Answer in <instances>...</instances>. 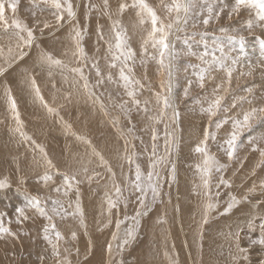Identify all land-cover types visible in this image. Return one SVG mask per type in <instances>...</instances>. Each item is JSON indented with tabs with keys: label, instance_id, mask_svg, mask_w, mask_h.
I'll use <instances>...</instances> for the list:
<instances>
[{
	"label": "rangeland",
	"instance_id": "374dc122",
	"mask_svg": "<svg viewBox=\"0 0 264 264\" xmlns=\"http://www.w3.org/2000/svg\"><path fill=\"white\" fill-rule=\"evenodd\" d=\"M0 1L4 4L7 0ZM10 1L11 3H13V0ZM75 1L76 0H70L72 5L74 6L73 11L75 13H77L78 11V16H80V14L81 16L77 17L78 23L70 25L72 27L70 33L71 38L69 43L70 49H68L67 51L70 56H68L67 52L59 49V47L56 48V46V49L52 47V50L49 48L48 50L46 46L41 45V41L39 40L40 38H42V33L48 32L47 29H51L54 26H58V21L59 25L62 22H65L64 19H59L58 17L62 15V17L64 18L66 15H68L65 5H67V2H69V0H61V3L64 5V8L60 10L53 8L50 4L42 3V0H16L15 13H13L12 11V6L4 4L5 11L8 9V11L12 12V20L19 19L22 23L27 22L29 23V28L33 29L35 37L33 42H36V48H39L36 49V57L39 61V67H41L42 65V69H40L39 67L37 68V73L40 76L42 75V77H39V79L43 80L41 83L38 84L40 92L42 94L43 90L41 89H44L43 85L48 84L49 82L48 85H50V89H52V92L49 93V89L45 88V93L47 94L46 97L50 99V102L53 106H51V104L47 101L49 104L48 106L55 108L57 111L55 113H49L47 111V108H44V112H39L40 114L43 113L41 115L39 114V118L41 116V120H45L46 123L48 122L47 125L49 124V127L48 131L44 130L45 132L43 134L34 136L31 130V124H28L30 117L26 115L25 111L23 113L21 108L18 109V111L21 109V112L19 111V115L20 120L23 122V128L21 127V131H23L25 134L28 133V135H26L30 136L31 140L25 141V139L22 137L23 144L25 147L23 146V149L17 148V150H22L24 155L19 152H16L15 154L18 156H15V158L17 157L16 159L9 158L10 166L7 168L9 169L7 172L8 174H6V176L0 175V177H3L2 179L7 180V183L9 185L8 187L3 188L2 191L7 192V189L10 190L9 193L7 192L6 194L0 196V214H6L5 225L10 226L12 231L16 233V238L12 236H5L3 239H0V261L3 260L1 257H6L15 259L14 262L16 264H58V260L66 262L65 264H67L69 261L70 264H76V262H80V264L86 263V261L91 259V254H89L88 252L93 243H90L91 246H88V240L86 241L88 237H83L86 235L85 233L89 231L88 229L85 231L86 226H84L85 224L83 223L84 219L86 217L88 219L90 214L85 205L89 202L94 201L99 208L103 209L102 211L101 209H99L101 211L99 221L102 222V227L95 229L92 234H98L99 236L100 242H96L98 243V245H100L99 249H101V254L103 253L104 257L106 252L108 254H106V260L105 258H103L104 260L102 264H127L128 257H130L132 252L134 253L135 250H139V248L144 249L146 246L149 248L147 250L149 251V257H152V255L154 257V255H156L155 257L161 261L168 258L169 261L172 263V261L175 260L174 257L176 256V254H172L171 251L174 250H171L172 246L169 243V240H165V235L163 234L164 231H162V227L165 224V220L170 221V223H173L175 220V212L177 211V205L175 204V195L177 193L178 181H181V184L184 183L185 185V192L181 193L183 194L182 199H184L181 200L183 201V205L186 204L190 207L193 205V208L197 210V213H201V217L202 215L204 216V205L208 200V197L205 195V189L203 188L200 172L196 167L198 164H203V156L202 154L197 153L195 151L197 145H199L203 139L205 130L208 129L209 117L206 113L201 112L202 107H207L206 97H211L212 90L218 83L224 82L225 87L228 88V91L226 93L222 92L221 94L225 96V99L222 102L223 107L229 108V111H221L220 113H218L217 117L212 118L213 121L221 118H239V115L242 114L243 111L250 110L252 107L264 106V43H262L264 42V21H260L258 19V17L256 16V9H242L239 14H232L231 17H229V9L234 3V0H193L192 8L190 9L189 13L186 16L182 14L181 21L179 23H174L173 30L170 32V35L168 37L170 47L175 53L174 57L171 59L170 62L167 57L165 58V63L170 64L171 79L169 80V69L162 68L158 63V49L153 48L151 42H149L146 46L143 43L144 40L147 38V31L150 30L151 24L150 21L143 25L139 23L140 18L136 14L138 9L131 7L133 0H119L120 3L116 2L117 8L114 7L115 4L113 0H108V7L104 6V0H83V9L81 8V11L78 10L77 4H74ZM85 2L87 4H85ZM146 2L157 11V14L161 17L165 24L174 21L175 13H172L171 16H169L168 12L166 11V8L164 7V5L170 4L172 0H146ZM122 3L128 4L129 7L126 8L123 13H120L119 5ZM21 4L23 5L19 8H22L24 11H27L26 13H28L29 16H25L19 13L20 9L18 8V6H21ZM37 5L43 6L45 9L42 10V8L38 7ZM89 5H92L94 8L89 7ZM224 5H228V7L224 8L223 13L220 14L218 20L215 19L216 12H218L220 8L224 7ZM31 6L35 8H32ZM209 6L213 7L214 18L209 22L208 25H204L203 20L208 18L207 9ZM45 16L50 18V20L45 21ZM128 20H132V24L127 22ZM185 20L187 21L186 23L184 22ZM9 21L11 22V20ZM116 21H119V27L125 30L127 45L135 53L132 59L127 61V67L132 68V72L128 73L127 67L125 68V72L126 74H129L134 80H138L140 82V85H143V87L137 85L135 88L137 93L136 99H139L141 101L139 106L132 102V98L127 95V89L123 87V81L119 79V68L121 66V62L115 61V63L117 64L116 68L109 67L110 63L113 62L112 55L116 50L113 48V52H109L108 43L110 42L113 45L115 43L114 30L112 28V25ZM249 21L252 22L251 29L248 28ZM49 22L51 23L48 24ZM45 24H48L49 26L45 27ZM79 27V31H81L83 34V38L80 43L81 46L85 49L87 56L86 60H83L79 57L76 42L74 39L75 32L78 30ZM12 28L15 29L14 26ZM221 29H227V31H221ZM17 31L19 30L15 29V32ZM100 32H102L104 35L103 39H101L98 34ZM51 33L47 34L50 35ZM16 36L17 35L15 33V37ZM240 37H243V40H241ZM52 41L55 43L54 39H52ZM145 47H147L146 52L144 51ZM22 48L23 46L21 47V49ZM221 49H223V51H221ZM15 50L17 54V48ZM42 53H51L53 58L60 59L63 62V65L47 67V64L45 65V63L41 60V56L43 55ZM190 53H195V55H191ZM205 53H208L205 59L210 60L211 56L215 54V56L225 59L229 66H231L232 60L237 61L236 71L233 73L230 87L228 86L226 81V73L223 70H220L219 68H217L211 73L210 78H206L205 87L203 89L198 86V81L197 77L195 76V73H197L201 67L206 66L204 62L200 59V57ZM154 56L156 57V59L152 58ZM95 61H98V66L103 76V80L99 84H97V80L99 78L96 76L95 69L91 67L92 63ZM103 64H105L106 66ZM76 67H83L85 76L88 77L90 85L89 89H85L83 87V80L80 78L79 74L72 71V69ZM57 69H62V71L60 72L61 74H58L56 72ZM67 72L69 74V78L64 77ZM109 72L113 77L112 81H109L107 79V75L109 74ZM248 73L251 74L249 75ZM70 78H74L80 88L82 87V89L84 90L83 91L81 89L82 92L85 93V96L90 101V104L87 106L89 109L92 110V112L96 113L99 118L98 125L100 127L98 126V130L102 127L106 128H104L106 131L102 128V134H105V136L103 137L101 135L102 140L100 142L99 140H96L97 136L95 138V135H93L94 133L92 134L93 130L91 127L88 128L87 126L85 129L83 128V130H79L76 128L75 123L73 121H70L72 117H80L82 115V112L78 110V107L70 111L71 105H69L67 102L66 105L62 108L64 110H61L59 108V103L61 100L60 98H62L64 95L66 97H69L71 95L68 99V101L71 103L70 99L73 93L71 92V90H69V88H67L68 85L66 84V82L69 81ZM56 80L57 82H55ZM189 80L192 81V86L189 89V95L185 97L184 89L188 87ZM52 81L54 83H52ZM60 83L61 85L63 84V86H61ZM169 83H171L172 85L171 93H168L166 91L167 85ZM29 88L34 91L32 87ZM122 88L123 90H121ZM248 89H251V92H249ZM89 91L94 92L95 95L90 96ZM33 93L35 94V92ZM157 93H159L161 96L167 94L174 98L173 103L175 112L173 108L165 110V114L161 118L160 122H156L150 119V117L158 115L162 109V103L159 105L157 104ZM61 94L63 96H61ZM239 96L245 97V100L240 101ZM234 98H236V107L232 108L231 105L233 103ZM44 99L47 100L45 96ZM87 99H85L86 104H88ZM249 100L251 101V103H248ZM145 101H148L147 105H145ZM121 105H123V107H121ZM42 106L44 107L43 104ZM145 107L148 108V112L144 111ZM175 113H178V115H176ZM100 115H103L104 117ZM50 116L54 117L55 120H51ZM99 116L102 118H100ZM62 118L66 119V121L68 122L66 126L67 129H65V126H62V124H65L66 122ZM9 121L15 122L16 120L13 116L7 121L2 120V127L5 126L6 122ZM54 121L56 122L54 124L55 127L51 125L52 123H54ZM105 123L106 125H104ZM10 124L11 123L9 122V125ZM68 124H71L73 126H69ZM14 126L15 127H13V129H16L18 127V125H15V123ZM8 128L11 129L10 126ZM50 128L53 129L51 130ZM5 129L7 130L6 127ZM49 130L50 134H47ZM209 130L214 131V127L213 129ZM77 131L79 133H77ZM230 131L231 119H229V123L225 124L216 134V140H209L208 142L210 154H213L219 161V163L224 165L225 167H223L220 171L215 172L214 170L211 175V187L209 188V190L211 192L212 201L214 203H218L219 206L214 211H211L212 213L210 212L208 214V223L206 225L204 224V227L201 231L202 233L201 235H199V239H201H198L197 244H199L200 246L197 245L196 248V256L198 257L197 264H204L205 252L203 246L206 245L207 248L208 246L211 247V245H213H210L211 242L213 243V240L210 237L213 236L208 235L210 233V235H212L213 231L211 229L215 227L214 225H222L221 223L224 219L228 220L233 217V215L235 216L234 213L241 208H247L250 210L249 216H247V218L252 217L251 221H254L256 225L261 222L260 218H264V157H261L258 151H253V145L248 142V138L253 137L255 138L254 143L257 144L260 148H264V119L254 121L252 123L251 129L245 130L243 132L240 137V141L238 142L236 154L231 160L219 147V145L223 143V140L227 138V134ZM16 132L17 131H15V133ZM17 134L19 135L18 132ZM76 134L79 139L83 135L82 138L85 137V140L80 139L82 143L89 144L85 141H90V145L92 144V149L95 148L96 152L100 153L103 158L105 157L104 161L107 162L110 167L112 165V172L114 169V177H111V173L107 171L108 169L104 166V164L101 163L99 157L96 155L95 157L97 160L95 161L96 163H98L96 172L103 177L96 176L92 179V181L89 182L88 180H85V176L83 173L81 174V170L77 168H75L74 170V166L70 167L68 169L69 171L67 170L66 172L62 170L58 164L56 165V161L52 158L51 150L46 143L47 140H49L48 136L51 135V141L54 140L53 142H60L61 145L63 144L62 146H65L69 142L67 138H73L72 136ZM153 136L156 137L155 140L153 139ZM108 139L110 141H108ZM112 140L115 141L111 142ZM33 141H35L34 144ZM116 142L118 145L116 144ZM57 144H55L54 147L60 149ZM115 144L117 146H115ZM36 145H40L44 148L45 152L47 153V159L51 160L54 166L56 165L55 168H50L46 160H40L43 158L45 159V156L40 152V149L37 148ZM105 147L108 150H106ZM35 148L36 150L34 151ZM123 148L125 152L123 151ZM38 150L39 152H37ZM117 156L120 159L117 158ZM129 157L132 160L131 164H129L128 162ZM161 157L163 158V163H160L161 165L157 164L156 168L153 170L150 165ZM24 158L27 159L28 162L30 159L32 162H34L35 160L40 162L39 165H37L40 167V170L37 172L38 175L36 174L38 177H35V174L33 175L31 167L28 166V164L23 165L21 163H18L21 160H25ZM177 158L179 160H177ZM118 159L119 161H121L118 162ZM65 161L69 163L68 159H65ZM15 164L16 166H14ZM136 164H139L141 166L142 173H144L145 175H147L149 171H154L155 174L159 176V180L156 181V177L154 175V182H158V184L160 183L159 195L155 199H153L151 192L149 191L145 203L143 205H141L139 202L140 193L132 188L129 189L130 186L128 182L129 179H134ZM47 168L49 170H47ZM56 169H58L60 173L66 172L68 174H73L79 172L78 174L83 175L81 176L83 177V181L78 185V193L75 189H73L66 197L63 195L62 192L58 194L53 191L55 187L60 186L63 183L61 175L56 174ZM50 170H52L51 172H53L54 174L51 173ZM105 171H107L109 174ZM45 174H49L52 175V177H55L47 183L48 186L45 185V182L41 179ZM78 176L77 179L80 178V176ZM182 176H184L186 181H182ZM17 179L21 181H17ZM30 179H32V182L30 181ZM222 180L227 181L228 183H221ZM113 181H115V183L121 187L124 193L125 191H127V193H122L120 198H117L114 194V188L112 187ZM83 183L86 185V187L85 185H83ZM37 184L41 187H39ZM29 187H31L32 189ZM90 187H92V189ZM85 190L88 191L85 192ZM109 190H111V192ZM164 190L165 192H163ZM128 193L134 197H132L131 195L128 196ZM89 194L92 196H90ZM31 196H39L42 200L47 199L48 197L61 200L64 205L62 212L64 214L67 213V217H69L70 219L71 217H77L73 215L74 212L72 213V208L76 211L77 196L79 197V203L83 206H81V208H84V210L82 209L84 219L82 218V222L77 220L81 231L79 228L76 231H70L76 233L75 239L72 238V233L65 232V230H63L65 228V224H62L61 226L57 222L58 220L60 221L62 219V216H53V222L55 223L56 228L58 227L57 230L60 231L61 229L60 232L63 236V239L57 242L58 248L60 250L59 257H56L53 254V249L51 245L44 239L43 229L45 226L48 225V221L45 218L40 217L34 210H28V216L31 219L23 221L22 224H17L15 222L16 208L23 206L27 198ZM233 196H235L239 200V203L234 205V207L229 213L224 214V216L223 214L220 215V213H223V210L226 208L227 204L231 202ZM109 198L119 200L117 208L112 209L111 214H109L108 212ZM96 199L97 201H95ZM101 201L103 204H100ZM48 208L50 210V203L48 204ZM233 209H235V212L233 211ZM121 211L124 213H122ZM69 212H71V214ZM137 212H140L142 214L137 216ZM215 212L217 213L214 214ZM156 213H161L158 221V236L160 238L158 237L159 239L156 240L151 239L150 241L148 240V238H146L143 229H145V226L148 224L149 220ZM164 216L167 217L165 218ZM214 217L217 219H215ZM8 218H12L13 220L11 225L7 224ZM63 219H65V217ZM143 221L145 224L143 223ZM117 222H120V229H117L116 227ZM192 224H194L193 221ZM204 228H206L208 231ZM189 229L190 227L188 228V231ZM83 230L85 231V233ZM129 230H131L132 232L131 236L128 235ZM118 232L119 234H117ZM101 233L103 236L105 234L107 235L105 236L106 243L104 242V240L102 241ZM240 234L244 235V238L246 237L245 241L243 242L244 245H242L241 248L247 249V252H233L232 256L240 257V259L231 258L233 259V261L229 260L227 262L229 264H264V246L251 243V240L259 239L261 234L259 228L257 227L255 231H250L247 227L239 232V236ZM215 236L219 238V235ZM53 239L54 242H56L54 237ZM202 239H204V241ZM94 240L95 238L92 237L91 242H94ZM113 240H115L116 242ZM239 240H241V237L239 238ZM200 241L202 243H200ZM234 241L236 242L235 239ZM146 242L148 245H145ZM84 244H87V247H85ZM112 250H114V252ZM211 250L212 252L210 254V259L214 262V264H216L217 260H219V253L217 252V250L210 249V251ZM163 252L166 253L164 254ZM225 252L226 251L222 252L224 256ZM167 254H170L171 258ZM245 254L248 257L247 260H244L242 258ZM63 256L65 259L62 258ZM224 264L227 263L224 262Z\"/></svg>",
	"mask_w": 264,
	"mask_h": 264
},
{
	"label": "snow or ice",
	"instance_id": "6c2138e0",
	"mask_svg": "<svg viewBox=\"0 0 264 264\" xmlns=\"http://www.w3.org/2000/svg\"><path fill=\"white\" fill-rule=\"evenodd\" d=\"M192 2L193 0H172L170 4L164 5L166 8V11L168 12L169 16H171L172 13H175V18L173 22H170L168 24H165L161 17L157 14V11L150 6L146 0H133V3L131 7L138 9L137 16H139L140 20L139 23L141 25L147 23L150 21L151 28L149 31H147V38L144 40V45H148L149 42H151V45L153 48L158 49L159 51V59L158 63L162 68H168L169 69V80L171 79V70H170V64L165 63V58L171 61V59L174 57L175 53L170 47L168 37L170 35V32L173 30L174 23H179L181 21L182 14L186 16L190 9L192 8ZM42 3L44 4H50L53 8L60 10L64 8V5L61 3V0H42ZM104 6L108 7V0H104ZM89 7H93L92 5H89ZM128 4H120L119 5V12L123 13L126 8H128ZM228 5H224V7L220 8L218 12L215 14V19H219V16L221 13H223L224 8H227ZM242 9H256V16L260 21H264V0H234V3L229 9V17H231L232 14H239V12ZM67 13L70 17H75L76 13L73 11V5L69 2L66 6ZM12 11L15 13L16 11V0H13L12 3ZM208 18L203 20L204 25H208L209 22L214 18L213 17V7L209 6L208 9ZM59 19H63L62 15L58 17ZM187 22L186 20L184 21ZM0 26L4 27L5 29L10 27H15V29H18L19 31L16 32V35L19 40L23 41L25 45L31 46L33 40L35 39L33 29L27 27L26 24L22 23L19 19H13L11 22L9 19L5 16V5L0 2ZM45 27H48V24L44 25ZM112 28L114 30V39L115 43L114 45L112 43H108V51L113 52V48L116 50L112 55L113 62L110 63V68H116L117 64L115 61H120L121 66L119 68V79L123 81V87L127 89V95L132 98V102L136 104L137 106L140 105L141 101L139 99H136V86L139 85L140 87H143V85H140V82L138 80H134L129 74H126L125 68L127 67V61L131 60L134 56V51L128 47L127 45V38L125 30L119 27V21H116L113 23ZM248 28H252V22H248ZM221 31H227V29H221ZM27 34V38L25 36L21 35V33ZM100 38L103 39L104 35L102 32L98 33ZM83 38V34L81 31L77 30L75 32V42L76 47L79 53V57L83 60L87 59L85 49L81 46V40ZM241 40H243V37H240ZM264 43V42H262ZM17 47L19 48L20 45L18 44ZM3 50L0 49V52ZM9 53H11V49L8 50ZM144 51H147V47L144 48ZM223 51V49H221ZM191 55H195V53H190ZM24 55L26 53L21 52L18 57H13V60L15 59H23ZM208 55V53H205L200 57V59L204 62L206 65L205 67H201L197 73H195V76L197 77L198 86L203 89L205 87V81L206 78L211 77V73L215 71L217 68L220 70H223L226 73V81L228 86H231L232 76L233 73L236 71V65L237 61L232 60L231 66H229L225 59L221 57L215 56L213 54L211 56L210 60L205 59V57ZM153 59H156V57H152ZM42 62L49 66H62L63 62L60 59H54L53 56L50 53H44L41 56ZM12 61H9V64H11ZM91 67L95 69L96 76L99 78L97 80V84L101 83L103 80V76L101 73V70L98 66V61H95L92 63ZM6 71V68L0 67V75H2ZM73 72L78 73L80 78L83 80V87L85 89H89V81L88 77L85 76L83 67H76L72 69ZM128 73L132 72V68L127 67ZM249 75L251 73H248ZM107 79L109 81L113 80V77L111 73L107 75ZM30 85L32 89L35 92L36 97L39 99V101L44 105L45 108H47V111L49 113H55L57 110L55 108H52L48 106V102L44 99L43 95L40 92L39 85L36 82L35 77H31L30 79ZM192 86V81H188V87L184 89V96L187 97L189 95V89ZM163 87V85H162ZM172 85L169 83L167 85L166 91L168 93H171ZM228 88L225 87L224 82L218 83L215 88L212 90L211 97L207 99V107H202L201 112L206 113L209 117V124L208 129L205 130L204 136L202 141L199 145H197L195 151L197 153L202 154L203 156V164L197 165V169L200 172L201 180L203 184V188L205 189V195L208 197L207 202L204 205V218L202 223L206 224L208 223V214L211 211H214L219 205L218 203H214L212 201L211 192L209 190L210 188V181H211V174L213 170L220 171L224 165L220 164L219 161L216 159V157L213 154H210L209 148H208V142L209 140L215 141L217 136L216 134L219 132V130L225 125L229 123V119H231V131L227 134V138L223 140V143L219 145L221 150L227 155V157L231 160L234 158L237 148H238V142L240 141V137L243 134L245 130L251 129L252 123L257 120L264 119V106L262 107H252L250 110L243 111L242 114L239 115V118H221L217 119L215 121L212 120L213 117H217L218 113L221 111L228 112L229 108L223 107L222 102L225 99V96L221 94L222 92H227ZM249 92H251V89H248ZM6 95L8 96V100L10 103V108L13 112V117L17 122L18 127L15 129L21 137H23L25 140H31L30 136H27L23 131H21V127L23 122L20 120L19 111L16 105V101L14 97L11 96V90H6ZM90 96H94L95 93L92 91H89ZM157 97V104L162 103V109L160 113L156 116L150 117V119L160 122L161 118L165 114V110L169 108H173L174 112V98L170 95H163L161 96L159 93L156 94ZM240 101H244L245 97H240ZM145 105L148 104V101L144 102ZM248 103H251L249 100ZM123 107V105H121ZM232 108L236 107V98L233 99V103L231 105ZM145 112H148V108H144ZM178 115V113H175ZM115 123V121H114ZM214 131H210L209 129H213ZM155 136H153V139L155 140ZM80 139H83L82 137ZM253 137L248 138V142L253 145L252 150L258 151L261 155V157H264V148H260L257 144L254 143ZM86 143H91L90 141H85ZM35 143V141H33ZM37 148L40 149V152L44 154L46 162L50 168H55V166L52 164V161L47 159V153L45 152L44 148L40 145H36ZM93 153L99 157L100 161L104 166L108 169V171L111 173L112 177L115 176V173L112 172L110 165L107 164V162L104 161L103 156L100 155V153L96 152L95 149H93ZM129 164L132 163L131 158H128ZM163 163V158H158L156 161H154L150 167L154 170L156 168L157 164ZM174 171V170H173ZM58 175H61L62 177V185L57 186L53 189L56 193H63L64 196H68L70 191L75 189L77 193L79 192L78 185L82 182L81 180L77 179L78 173L68 174V173H60L59 170H56ZM82 172L85 176V178L88 181H91L94 177L99 176V173H93L92 175H88V169L87 167H84L82 169ZM154 175L156 177V181L159 180V176L155 174L154 171H149L147 175L142 173L141 166L139 164H136L135 166V173H134V179H129V186L130 188L134 189L135 191L140 193L139 196V202L141 205L144 204L148 192H151L152 198L155 199L159 195V184L158 182H154ZM45 185L49 181L53 179L52 175L45 174L41 178ZM221 183L227 184V181H221ZM8 183L6 179L0 180V188L8 187ZM113 188L115 190V195L117 198H119L122 195V189L121 187L113 181ZM51 204V208L49 210L48 204ZM239 200L233 196L230 203L227 204L226 208L224 209L223 213L221 214H227L229 213L234 205L238 204ZM118 206V199H108V212L111 214V210L114 208H117ZM126 206V205H125ZM64 208L63 203L59 199H53L51 197H48L47 199L42 200L39 196H31L27 198L26 203L23 206L16 208V219L15 222L17 224H22L23 221L30 219L28 216V210H34L40 217L45 218L48 221V225L44 227V239L51 245L53 249V254L56 257L60 256L59 248H58V241L63 239V236L59 230H57L55 223L53 222V216H63L62 209ZM76 212L80 214V216H83V210L81 208V205L79 203V197L77 196V203H76ZM76 213H73L75 215ZM142 213L137 212V216L141 215ZM5 216L6 214H0V239H3L5 236H12L16 238V233H14L10 226L5 225ZM261 222L256 225L254 221H250L248 223V228L250 231H255L258 227L260 230V237L259 239L251 240L252 244H259L261 246H264V218H260ZM13 222L12 218H8L7 224L11 225ZM120 222H117L116 227L119 228ZM51 233V234H50ZM128 235L131 236L132 232L129 230ZM231 235V234H230ZM55 241L54 242V239ZM72 238H76V233H72ZM115 238V237H114ZM234 239L236 240V248L238 252L245 253L247 252V249L241 248L238 240H239V231L235 234ZM244 260H247V255H244L242 257ZM233 259H240V257H233ZM58 264H65L64 261L58 260ZM70 264V261L68 262Z\"/></svg>",
	"mask_w": 264,
	"mask_h": 264
},
{
	"label": "bare ground",
	"instance_id": "6f19581e",
	"mask_svg": "<svg viewBox=\"0 0 264 264\" xmlns=\"http://www.w3.org/2000/svg\"><path fill=\"white\" fill-rule=\"evenodd\" d=\"M73 1V0H72ZM85 1V0H84ZM83 0H76L75 2H74V4H77V8H78V10H80L81 11V8L83 9V5H82V2H84ZM114 1V4L116 5V2H118V3H120V1L118 0H113ZM126 1V0H125ZM1 2V1H0ZM124 2V1H123ZM68 3V2H67ZM96 3V2H95ZM94 3V4H95ZM4 4H6V5H10V6H12V3H11V1L10 0H7V1H5V3ZM85 4H87L86 2H85ZM126 4V3H125ZM22 5L23 4H21V6L19 5L18 6V8L19 7H22ZM98 5V4H97ZM114 5V7H116L117 8V5L115 6ZM38 6V5H37ZM65 6H67V5H65ZM32 8H35V7H33V6H31ZM38 7H41L42 8V10H44L45 8L43 7V6H38ZM74 7V6H73ZM17 8V9H18ZM94 8V7H93ZM20 9V8H19ZM97 9V8H96ZM49 10V9H48ZM74 10V9H73ZM85 10V9H84ZM105 11V10H104ZM27 11H24L22 8L19 10V13L20 14H22V15H25V16H29V14L28 13H26ZM85 12V11H84ZM88 12V11H87ZM11 13L12 12H10V11H8V9L5 11V16L9 19V20H11L12 21V16H11ZM39 14V13H38ZM37 14V15H38ZM63 14V13H62ZM66 14V13H65ZM78 14H79V12L77 11V13H76V16L73 18V17H70L69 15H66L63 19H64V21L65 22H62L60 25H59V21H58V26H54L53 28H51V29H47L48 30V32L47 33H51L50 35H48L47 33H42L41 34V37L42 38H40L39 40L41 41V45H43V46H46V48L48 49H51L52 47L54 48V49H56L57 47H59V49H61V50H63V51H65V52H67L68 51V49H70L69 47V43H70V38H71V35H70V33H71V29H72V27L70 26V25H73L74 23H78V20H77V17H80L81 16V14H80V16H78ZM16 15V14H15ZM64 15V14H63ZM46 17V20L45 21H48V20H50V18H48L47 16H45ZM106 17H108V16H106ZM129 17V16H128ZM127 17V18H128ZM29 18V17H28ZM28 18H26V19H28ZM44 21V22H45ZM132 21V20H131ZM130 20H128L127 22H129V23H131L132 24V22H131ZM53 22V21H52ZM51 22H49L48 24H50ZM24 24H26L27 26H28V24L29 23H27V22H25ZM94 24H95V22H94ZM29 27V26H28ZM80 29V27L78 28V30ZM44 32V31H43ZM15 29L14 28H12V27H10V29H5L4 27H2V26H0V49H2L3 51L2 52H0V67H3V68H6V71L2 74V75H0V175H5L6 176V174H8L7 172H8V170L9 169H7L9 166H10V162H9V158H13V159H16L18 156L15 154L16 152H19V153H21V154H23V152H22V150H17V148H20V149H23V146H24V144H23V140H22V137L20 136V134L18 135L17 134V132L15 133V128L13 129V127H15L14 126V123H15V125L17 124V122L15 121V122H12V121H9L11 124L9 125V122H6V125L5 126H3L2 127V123H1V121L2 120H5V121H7V120H9V118L11 119L12 118V116H13V112H12V110H11V108H10V103H9V100H8V96L6 95V90L7 89H10L11 90V96L12 97H14V99H15V101H16V105H17V108L19 109V108H21L22 109V112L24 113V111L26 112V115H28L29 117H30V120H29V122H28V124H31L30 126H31V130H32V133H33V135L34 136H37V135H41V134H43L45 131L44 130H46V131H48V127H49V124L47 125V123H46V121L45 120H41V116H40V118H39V112H44L45 110H43L45 107H43L42 106V104H41V102L39 101V99L36 97V95L33 93L34 91H32L29 87H31V85H30V79H31V77H35V79H36V82H37V84H39V83H41L43 80H41V79H39V77H42V75L40 76L38 73H37V68L39 67V61H38V59H37V57H36V54H37V51H36V49H39V48H36V42L34 43V42H32V44H31V46H27V45H25L24 44V42L23 41H21V40H19L18 39V37L16 36L15 37ZM25 34V35H24ZM21 33V35H23V36H25V38H27L26 37V32L25 33ZM73 35V34H72ZM37 39V38H36ZM52 39H54V41H55V43L52 41ZM88 39V38H87ZM90 40V39H89ZM38 42V41H37ZM20 45L21 47L23 46V48L21 49V47H17V45ZM40 45V46H41ZM55 46H56V48H55ZM99 47V46H98ZM17 48V50H18V52H17V54H16V49ZM52 48V49H53ZM9 49H11V53H9ZM45 49V48H44ZM48 49V50H49ZM51 49V50H52ZM72 49V48H71ZM50 50V51H51ZM43 51V50H42ZM54 51V50H53ZM52 51V52H53ZM92 51V50H91ZM99 51V50H98ZM21 52H23V53H26V55H24V58L23 59H15V60H13V57H18L19 56V54L21 53ZM41 52V51H40ZM40 52H38V53H40ZM68 53V52H67ZM72 53H73V51H72ZM43 54V53H42ZM51 54V53H50ZM54 54V53H53ZM52 55V54H51ZM73 55V54H72ZM75 55V54H74ZM68 56H70V54L68 53ZM97 56V55H96ZM105 57V56H104ZM92 59H94V58H92ZM101 59V58H100ZM72 60V59H71ZM9 61H12V63L11 64H9ZM73 62V61H72ZM103 62V61H102ZM107 64V63H106ZM46 65V64H45ZM76 65V64H75ZM103 65H105V64H103ZM70 66H71V64H70ZM73 66V65H72ZM106 66V65H105ZM104 66V67H105ZM47 67H51V66H49V65H47ZM108 67V66H107ZM40 69H42V65H41V67H39ZM173 70V69H172ZM62 71V69H57L56 70V72L58 73V74H61L60 72ZM25 74V75H24ZM65 75V74H64ZM91 75H93V74H91ZM26 77V79H25V77ZM29 76V77H28ZM76 76V75H75ZM174 76V75H173ZM56 77H58V76H56ZM64 77H67V78H69V74H68V72H67V74L64 76ZM46 78H47V75H46ZM52 78V77H51ZM23 79V80H22ZM43 79H44V77H43ZM54 79V78H53ZM60 79V78H59ZM79 79V78H78ZM94 79H95V77H94ZM94 79H92V80H94ZM47 80H49V79H47ZM21 81V82H20ZM54 81V80H53ZM52 81V83H54ZM65 81H67V80H65ZM172 81V80H171ZM55 82H57V80L55 81ZM173 82H174V80H173ZM47 83V82H46ZM172 83V82H171ZM48 84H49V82H48ZM48 84H45V85H43V87H44V89L42 88V85H41V90H43L42 91V95H43V97L45 96V98L47 99L46 101H48L50 104H51V106H53L52 105V103L50 102V99L48 98V97H46L47 96V94L45 93V88H48L49 89V93L50 92H52V89H50L51 87H50V85H48ZM66 84L68 85L67 86V88H69V90H71V92L73 93V95H72V97H71V99H70V101H71V103L68 101V99L70 98V96L69 97H66L63 93V95L61 94V96H63L62 98H60L61 100H60V103H59V105H60V109L61 110H64V109H62L65 105H66V103L68 102V104L69 105H71V110L70 111H72V109H74V108H77L78 107V110L79 111H81L82 112V115L79 117H76V116H74V117H70L71 118V120L70 121H73L74 123H75V126H76V128L77 129H79V130H83V128L85 129L87 126H88V128L89 127H91L92 128V130H93V132H92V134L93 135H95V138H96V136H97V138H96V140H99V142L102 140L101 139V135L104 137L105 136V134L103 135L102 134V128L101 129H99L98 130V128L100 127L98 124H99V118H98V116H97V114L96 113H94V112H92V110L91 109H89L88 108V106L87 105H89L90 104V101L87 99V97L85 96V93H83L82 92V87L80 88V86L78 85V83L75 81V79L74 78H70V80L69 81H67L66 82ZM80 84H81V82H80ZM119 84V83H118ZM55 85V84H54ZM59 85V84H58ZM60 85H61V83H60ZM61 86H63V84L61 85ZM79 86V87H78ZM54 87V86H53ZM64 88V87H63ZM82 89V90H81ZM121 90H123V88L121 89ZM125 90V89H124ZM145 90V89H144ZM84 91V90H83ZM126 91V90H125ZM87 93V92H86ZM88 94V93H87ZM97 94V93H96ZM124 94V93H123ZM242 94V93H241ZM240 95V94H239ZM240 97V96H239ZM52 99V98H51ZM85 99H87L88 100V104H86V101H85ZM90 99V98H89ZM53 100V99H52ZM94 101V100H93ZM92 102V101H91ZM49 105V104H48ZM98 106H100V105H98ZM91 107V106H90ZM97 107V106H96ZM7 109V110H6ZM21 109L19 110L20 112H21ZM77 110V111H78ZM96 110H97V108H96ZM6 112H8V113H6ZM46 113H48V112H46ZM59 113V112H58ZM66 113V112H65ZM235 113V112H234ZM41 114H43V113H41ZM40 114V115H41ZM67 114V113H66ZM69 114V113H68ZM23 115V114H22ZM53 115V114H52ZM55 115V114H54ZM63 115V114H62ZM71 115V114H70ZM69 115V116H70ZM73 115V114H72ZM9 116V117H8ZM100 116H103V115H100ZM99 116V117H100ZM22 117V116H21ZM58 117V116H57ZM62 117V116H61ZM104 117V116H103ZM106 117V116H105ZM50 118H51V120L53 119V120H55L54 119V117H51L50 116ZM100 118H102V117H100ZM24 119H26V118H24ZM45 119V118H44ZM46 119H48V118H46ZM62 119H64V118H62ZM69 119V118H68ZM65 121H66V119H64ZM48 121V120H47ZM59 121H60V119H59ZM101 121V120H100ZM106 121V120H105ZM25 122V121H24ZM42 122V123H41ZM52 123V122H51ZM56 122L54 121V123H52L51 125L53 126V127H55V124ZM67 121L65 122V124H62V126H65V129H67L66 128V126H67ZM57 125V124H56ZM69 126H73V125H71V124H68ZM104 125H106V123L104 124ZM11 127V129L10 128H8V127ZM29 126V127H30ZM60 126V125H59ZM68 126V127H69ZM99 126V127H98ZM5 127L7 128V130L5 129ZM24 127H25V125H24ZM58 127V126H57ZM23 128V127H22ZM63 128V127H62ZM105 128V127H104ZM103 128V129H104ZM108 128V127H107ZM13 129V130H12ZM51 129V128H50ZM53 129V128H52ZM51 129V130H52ZM106 129V128H105ZM104 129V130H105ZM23 130V129H22ZM60 130V129H59ZM62 130V129H61ZM74 130V129H73ZM92 130H90V131H92ZM28 131V130H27ZM106 131V130H105ZM64 132V131H63ZM74 132H76V131H74ZM100 132H101V134H100ZM29 133H30V131H29ZM50 134V130H49V132H47V134ZM77 133H79L78 131H77ZM87 133H89V132H87ZM109 133V132H108ZM27 135H28V133H26ZM46 134V133H45ZM91 134V135H92ZM32 135V136H33ZM55 135V134H54ZM89 135V134H88ZM90 135V136H91ZM92 135V136H93ZM177 135V134H176ZM61 136V135H60ZM83 136V135H82ZM81 136V137H82ZM189 136V135H188ZM42 137V136H41ZM53 137V136H52ZM63 137V136H62ZM64 137H65V135H64ZM73 138H67L68 140H69V142L65 145V146H62L61 144H60V142L58 143V142H53V141H51L50 139H51V135L50 136H48V139L49 140H47V139H45V140H47V145H48V147L50 148V150H51V154H52V158L56 161V165L58 164L59 165V167L62 169V170H64V171H66L67 172V170L70 168V167H72V166H74V170H75V168H77V169H79V170H81L82 171V169L84 168V167H87V169H88V175H92L93 173H97L96 171V169H97V166H98V163H96V161L95 160H97L96 159V157H95V154L93 153V149H92V144L90 145V144H84V143H82V141L78 138V136H77V134L76 135H74V136H72ZM85 137H83V139H84ZM90 138V137H89ZM106 138H107V135H106ZM160 138V137H159ZM165 138V137H164ZM33 139H36V138H33ZM114 139V138H113ZM177 139V138H176ZM179 139V138H178ZM85 140V139H84ZM106 140V139H105ZM180 140V139H179ZM26 141V140H25ZM28 141V140H27ZM108 141H110L109 139H108ZM115 140H112L111 142H114ZM29 142H31V141H29ZM44 142V143H45ZM66 142V141H65ZM94 142H95V140H94ZM118 142V141H117ZM117 142H116V144H117ZM28 143V142H27ZM39 143V142H38ZM58 143V144H57ZM34 144V143H33ZM55 144H57V146L60 148V149H57V148H55L54 147V145ZM101 144V143H100ZM113 144V143H112ZM115 144V146H117ZM26 145V144H25ZM44 145V144H43ZM93 145H96V144H93ZM114 145V144H113ZM28 146V145H27ZM46 146V145H45ZM115 146H113V147H115ZM25 147V146H24ZM101 147V146H100ZM109 147V146H108ZM110 147H111V145H110ZM178 147V146H177ZM32 148V147H31ZM34 148V147H33ZM62 148V149H61ZM93 148H94V146H93ZM121 148V147H120ZM95 149V148H94ZM105 149H106V147H105ZM128 149V148H127ZM36 150V148L34 149V151ZM99 150V149H98ZM106 150H108V149H106ZM112 150V149H111ZM115 150H116V148H115ZM118 150V149H117ZM120 150V149H119ZM95 151H96V149H95ZM102 151V150H101ZM104 151V150H103ZM123 151H124V148H123ZM37 152H39V150L37 151ZM117 152V151H116ZM125 152V151H124ZM123 152V153H124ZM168 152V151H167ZM108 153V152H107ZM113 153V152H112ZM180 153V152H179ZM43 154V153H42ZM110 154V153H109ZM122 154V153H121ZM24 155V154H23ZM124 155V154H123ZM244 155V154H243ZM15 156H17L16 158H15ZM21 156V155H20ZM119 156V155H118ZM117 156V158H119ZM27 157V156H26ZM51 157V156H50ZM110 157H111V155H110ZM124 157V156H123ZM139 157V156H138ZM35 158V157H34ZM33 158V159H34ZM38 158V157H37ZM42 158V157H41ZM105 158V157H104ZM18 159H20V158H18ZM25 159V158H24ZM65 159H68L69 160V163L67 162V161H65ZM120 159V158H119ZM119 159H118V162H120L119 161ZM121 159H122V157H121ZM35 160V159H34ZM37 160H39V159H37ZM40 160H46V159H40ZM108 160V159H107ZM177 160H179L178 158H177ZM23 161V162H22ZM124 161V160H123ZM112 162V161H111ZM18 163H21V164H23V165H25V164H28V166H30L31 167V171H32V173H33V175L35 174H37V172L40 170V167L39 166H37V165H39V161H34V162H32L31 161V159L29 160V162H28V160L27 159H25V160H21L20 162H18ZM109 163V162H108ZM113 163H115V162H113ZM14 164V163H13ZM44 164V163H43ZM112 164V163H111ZM122 164V163H121ZM17 165H19V164H17ZM55 165V166H56ZM114 165H118V164H114ZM161 165V164H160ZM14 166H16V164L14 165ZM36 166V167H35ZM45 166V165H44ZM170 166V165H169ZM111 167H112V165H111ZM12 168H14V167H12ZM17 168V167H16ZM45 168V167H44ZM143 168V167H142ZM22 169V168H21ZM116 169V168H115ZM20 170V169H19ZM18 170V171H19ZM28 170V169H27ZM46 170V169H45ZM44 170V171H45ZM47 170H49L48 168H47ZM57 170V169H56ZM25 171V170H24ZM29 171V170H28ZM42 171V170H41ZM52 170H50V172H51ZM69 171V170H68ZM100 171V170H99ZM108 171V170H107ZM107 171H105L106 173H108ZM214 171V170H213ZM47 172V171H46ZM56 172V171H55ZM65 172V173H66ZM72 172V171H71ZM74 172V171H73ZM76 172V171H75ZM103 172V171H102ZM113 172H114V169H113ZM119 172V171H118ZM175 172V171H174ZM216 172V171H215ZM51 173H53V172H51ZM77 173V172H76ZM79 173V172H78ZM83 172H81V174H82ZM105 173V174H106ZM117 173V172H116ZM163 173V172H162ZM54 174V173H53ZM57 174V173H56ZM109 174V173H108ZM10 175H11V173H10ZM32 175V176H33ZM38 175V174H37ZM35 176V177H38V176ZM79 176H80V178H78L79 180H81V181H83V177H81V176H83V175H80V174H78ZM165 175V174H164ZM174 175V174H173ZM173 175H172V178H173ZM212 175V174H211ZM78 176V177H79ZM99 176H101L100 174H99ZM98 176V177H99ZM10 177V176H9ZM16 177H17V175H16ZM30 177V176H29ZM35 177H33V178H35ZM57 177V176H56ZM60 177V176H59ZM97 177V178H98ZM101 177H103V176H101ZM111 177H112V175H111ZM3 177H0V180H3L2 179ZM5 178V177H4ZM7 178V177H6ZM11 178V177H10ZM27 178V177H26ZM53 178H55V177H53ZM121 178V177H120ZM123 178V177H122ZM163 178V177H162ZM166 178V177H165ZM182 178V181L184 182V181H186V179L184 178V176H182L181 177ZM29 179V178H28ZM27 179V180H28ZM61 179V178H60ZM116 179V178H115ZM10 180V179H9ZM16 180V179H15ZM85 180L87 181V179L85 178ZM121 180V179H120ZM127 180V179H126ZM13 181V180H12ZM11 181V182H12ZM17 181H21V180H19V179H17ZM26 181V180H25ZM24 181V182H25ZM30 181L32 182V179H30ZM92 181V180H91ZM9 182V181H8ZM28 182V181H27ZM26 182V183H27ZM35 182V181H34ZM89 182V181H88ZM104 182H106V181H104ZM112 182V181H111ZM252 182V181H251ZM13 183V182H12ZM17 183V182H16ZM22 183V182H21ZM82 183V182H81ZM129 183V182H128ZM163 183V182H162ZM182 182L180 181H178V187H177V193H176V197H175V204L177 205L176 207V212H175V220H174V222L173 223H170V221H167V220H165V224L163 225V229H162V231H164V237H165V240L166 239H168L169 240V243L171 244V250L173 249L174 251H171L172 252V254H176V256L174 257L175 258V260L174 261H172V263L169 261V259L168 258H166L165 260H159V259H157L155 256L156 255H154V257H153V255H152V257H149L148 256V253H149V251H147L149 248L146 246L144 249H141V248H139V250H135V252L133 253H131V255H130V257H128V262H127V264H197L198 263V261H197V256H196V253H197V251H196V248H197V245H199V244H197V242H198V239H199V235H201V231H202V228L204 227V223H202V221H203V218H204V216L202 215V217H201V213H197V210L196 209H194L193 208V205L190 207V206H188V205H183V201H181V200H184V199H182L183 198V194H181V193H184L185 192V185H184V183L183 184H181ZM87 184V183H86ZM92 184V183H91ZM106 184V183H105ZM120 184V183H119ZM124 184V183H123ZM127 184V183H126ZM160 184V183H159ZM172 184H173V182H172ZM15 185V184H14ZM38 185V184H37ZM83 185H85L84 183H83ZM90 185V184H89ZM93 185V184H92ZM108 185V184H107ZM121 185V184H120ZM164 185V184H163ZM171 185V184H170ZM26 186V185H25ZM39 186V185H38ZM48 186V185H47ZM46 186V187H47ZM91 186V185H90ZM99 186V185H98ZM37 187V186H36ZM39 187H41V186H39ZM85 187H86V185H85ZM84 187V188H85ZM95 187V186H94ZM113 187V186H112ZM211 187V186H210ZM27 188V187H26ZM29 188H31V187H29ZM34 188V187H33ZM91 189H92V187H90ZM32 189V188H31ZM86 189V188H85ZM88 189V188H87ZM94 189V188H93ZM129 189H131V188H129ZM128 189V190H129ZM161 189V188H160ZM171 189V188H170ZM3 190V188H0V196L1 195H4V194H6L7 192L9 193L10 192V190H8L7 189V192H3L2 191ZM38 190V189H37ZM107 190V189H106ZM114 190V189H113ZM26 191V190H25ZM42 191V190H41ZM40 191V192H41ZM48 191V190H47ZM88 190H85V192H87ZM91 191V190H90ZM110 192H111V190H109ZM115 191V190H114ZM130 191H133V190H130ZM190 191V190H189ZM3 192V193H2ZM22 192H24V191H22ZM27 192V191H26ZM29 192V191H28ZM37 192H39V191H37ZM44 192V191H43ZM42 192V193H43ZM51 192V191H50ZM49 192V193H50ZM135 192V191H134ZM134 192H133V194H134ZM163 192H165V190L163 191ZM170 192V191H169ZM173 192V191H172ZM171 192V193H172ZM100 193V192H99ZM98 193V194H99ZM122 193H124V191L122 190ZM125 193H127V191H125ZM124 193V194H125ZM130 193V192H129ZM128 193V194H129ZM115 194V193H114ZM127 194V195H128ZM181 194V195H180ZM57 195V194H56ZM90 195V194H89ZM103 195V194H102ZM111 195H113V194H111ZM131 194H129L128 196H130ZM162 195V194H161ZM160 195V196H161ZM15 196V195H14ZM19 196V195H18ZM26 196V195H25ZM90 196H92V195H90ZM96 196V195H95ZM99 196V195H98ZM132 196V195H131ZM159 196V197H160ZM13 197V196H12ZM56 197V196H55ZM110 197H112V196H110ZM132 197H134V196H132ZM131 197V198H132ZM74 198V197H73ZM103 198H105V197H103ZM115 198V197H114ZM120 198V197H119ZM122 198V197H121ZM125 198V197H124ZM130 198V197H129ZM190 198V197H189ZM7 199V198H6ZM76 199V198H75ZM84 199V198H83ZM86 199H88V198H86ZM91 199V198H90ZM89 199V200H90ZM19 200V199H18ZM134 200V199H133ZM172 200V199H171ZM186 200V199H185ZM76 201V200H75ZM85 201V200H84ZM95 201H97V199L95 200ZM100 201V200H99ZM104 201V200H103ZM119 201V200H118ZM124 201H125V199H124ZM123 201V202H124ZM196 201V200H195ZM16 202V201H15ZM23 202V201H22ZM82 202V201H81ZM86 202V201H85ZM84 202V203H85ZM89 202V201H88ZM218 202V201H217ZM24 203H26V202H24ZM77 203V202H76ZM83 203V202H82ZM128 203V202H127ZM145 203V202H144ZM152 203V202H151ZM172 203V202H171ZM186 203V202H185ZM100 204H103L102 203V201H101V203ZM190 204V203H189ZM71 206V205H70ZM82 206V205H81ZM86 207H87V210L90 212V214H89V217H88V219H87V217L84 219L83 218V216L81 217L80 216V214L78 213V212H76L73 208H72V213L74 212V213H78V214H75L74 216L76 217V218H78V219H76V218H73V217H71V219L69 218V217H67V213L66 214H64L63 216H62V219L59 221H57L61 226H62V224H65V228L63 229V230H65V232H70V231H76L78 228H79V224H78V221H81L82 222V220L84 219V221H83V223L85 224L84 226H86V229H85V231L88 229L89 231L87 232V233H85V231H84V233L86 234L85 236H83V237H85V238H87L86 239V241H87V244H88V246L90 245V243L92 244L93 243V245L91 246V248L89 249V254H91V259H89L88 261H86V263H84V264H102L103 263V258H105V260H106V254H107V252H106V254H105V257H104V254L102 253L101 254V249H99V246L100 245H98V243L100 242V239H99V236H98V234H96V235H92L93 234V232H94V230L95 229H98V228H100V227H102L101 226V221H99V217H100V214H101V211L103 210V209H101V208H99L97 205H96V203L93 201V202H89V203H87L86 205H85ZM84 206V207H85ZM141 206V205H140ZM252 206V205H251ZM250 206V207H251ZM83 207V206H82ZM104 207V206H103ZM71 208V207H70ZM137 208H138V206H137ZM262 208V207H261ZM83 210H84V208H82ZM99 209H101V211L99 210ZM105 209V208H104ZM122 209V208H121ZM223 209V208H222ZM218 210V209H217ZM235 209H233V211H234ZM224 211V210H223ZM260 211V210H259ZM87 212V211H86ZM92 212V213H91ZM122 212V211H121ZM126 212V211H125ZM160 212V211H159ZM164 212H166V211H164ZM217 212H219V211H217ZM217 212H215L214 214H216ZM235 212V211H234ZM70 214H71V212H69ZM122 213H124V212H122ZM127 213V212H126ZM163 213V212H162ZM212 213V212H211ZM249 213H250V210L249 209H247V208H241V209H239L237 212H235L234 214H235V216L233 215V214H231V215H233V217H231L230 219H228V220H223V222L221 223L222 225H214L215 227L213 228V226H212V228L213 229H211L212 231H213V233H212V235H208V236H213V237H210V238H212V240H213V243L211 242L210 243V245L211 244H213V245H211V247H207L206 248V245L205 246H203V248H204V254H205V261H204V264H214V262L210 259V254H211V252H212V250L210 251V249H213V250H217V252L219 253L218 254V258H219V260H217V263L216 264H224V262L225 263H227V264H229L227 261H229V260H231V261H233V259H231V258H233V257H235V256H232L233 254V252L234 253H236V251H237V248H236V243L237 242H235L234 241V238H233V236H235V234L239 231H241V230H243V229H245V228H247L248 227V223H249V221H251L252 220V217H250V218H247V216H249ZM28 214V213H27ZM121 214V213H120ZM166 214V213H165ZM202 214H203V212H202ZM252 214V213H251ZM69 215V214H68ZM116 215V214H115ZM160 215H161V213H156L155 215H153V217L149 220V222H148V224L145 226V229H143L144 230V232H145V235H146V238H148V240H150L151 241V239L152 240H156V239H159L160 237L158 236V234H159V232H158V228H159V226H158V221H159V218H160ZM168 215V214H167ZM211 215V214H210ZM220 215H222L221 213H220ZM108 216V215H107ZM223 216H224V214H223ZM227 216V215H226ZM229 216H230V214H229ZM65 217V219H63ZM165 217V216H164ZM167 217V216H166ZM165 217V218H166ZM210 217V216H209ZM228 217V216H227ZM83 218V219H82ZM144 218V217H143ZM215 218V217H214ZM213 218V219H214ZM31 219V218H30ZM37 219V218H36ZM101 219V218H100ZM170 219V218H169ZM215 219H217V218H215ZM219 219V218H218ZM78 220V221H77ZM105 220V219H104ZM103 220V221H104ZM171 220V219H170ZM221 220H222V218H221ZM54 221V220H53ZM148 221V220H147ZM146 221V222H147ZM192 221H193V223L194 224H192ZM216 221V220H215ZM218 221H220V220H218ZM108 222V221H107ZM214 222V221H213ZM111 223V222H110ZM116 223V222H115ZM114 223V224H115ZM143 223H144V221H143ZM145 224V223H144ZM207 224V223H206ZM205 224V225H206ZM210 224V223H209ZM213 224V223H212ZM215 224V223H214ZM37 225H40V224H37ZM116 225V224H115ZM134 225V224H133ZM142 225V224H141ZM198 225V226H197ZM208 226V225H207ZM21 227V226H20ZM35 227V226H34ZM113 227V226H112ZM136 227V226H135ZM190 227V229H189V231H188V228ZM58 228V227H57ZM111 228V227H110ZM80 229V228H79ZM112 229V228H111ZM110 229V230H111ZM117 229H120V228H117ZM116 229V230H117ZM137 229V228H136ZM204 229H206V228H204ZM38 230V229H37ZM62 230V231H63ZM207 230V229H206ZM60 231H61V229H60ZM80 231H81V229H80ZM82 231V232H83ZM133 231V230H132ZM208 231V230H207ZM206 231V232H207ZM70 233H73V232H70ZM96 233V232H95ZM100 233V232H99ZM114 233V232H113ZM80 234V233H79ZM117 234H119V232L117 233ZM221 234V235H220ZM229 234H231V235H229ZM81 235V234H80ZM83 235V234H82ZM100 235V234H99ZM215 235H219V238L218 237H216ZM105 236H107L106 234L103 236L102 235V233H101V239H102V241L104 240V242L106 243V240H105ZM143 236V235H142ZM92 237H94L95 238V240H94V242H91V240H92ZM159 237V238H158ZM203 237V236H202ZM241 237V240H238V243H239V245H240V247H242V245H244V241H245V238H244V235H241L240 234V236H239V238ZM254 237V236H253ZM91 238V239H90ZM146 238H145V240H146ZM207 238V237H206ZM232 238H233V240H232ZM252 238V237H251ZM110 239H111V237H110ZM201 239V238H200ZM199 239V240H200ZM85 240V239H84ZM142 240H143V238H142ZM147 240V241H148ZM203 241H204V239H202ZM206 240V239H205ZM96 241H98V243L96 242ZM113 241H115V240H113ZM207 241H211V240H207ZM246 241H247V239H246ZM116 242V241H115ZM114 242V243H115ZM158 242V241H157ZM85 243V242H84ZM151 243V242H150ZM167 243V242H166ZM200 243H202L201 241H200ZM205 243V242H204ZM87 244H84V246L85 247H87ZM143 244H144V242H143ZM163 244V243H162ZM161 244V245H162ZM145 245H148L147 244V242H146V244ZM61 246V245H60ZM200 246V245H199ZM62 247V246H61ZM250 247V246H249ZM77 248V247H76ZM111 248V247H110ZM113 248V247H112ZM164 248V247H163ZM167 248V247H166ZM200 249V248H199ZM202 249V248H201ZM65 250V249H64ZM69 250V249H68ZM162 250H164V249H162ZM234 250V251H233ZM60 251V250H59ZM63 251V250H62ZM67 251V250H66ZM113 252H114V250H112ZM202 251V250H201ZM224 251H226L225 252V256H224V254H222V252H224ZM71 252V251H70ZM62 253V252H61ZM71 253H73V252H71ZM164 254L166 253V252H163ZM64 254V253H63ZM74 254V253H73ZM71 255V254H70ZM88 255V254H87ZM87 255H86V257H87ZM108 255V254H107ZM112 255V254H111ZM167 255H169V257L171 258V255L170 254H167ZM238 255H239V253H238ZM246 255V254H245ZM66 256V255H65ZM198 256H200V255H198ZM10 257V256H9ZM68 257V256H67ZM85 257V256H84ZM85 257V258H86ZM213 257V256H212ZM3 260L2 261H0V264H16L14 261H15V259H13V258H6V257H1ZM6 258V259H5ZM62 258H64V256L62 257ZM65 259V258H64ZM63 259V260H64ZM112 259H113V257H112ZM202 259H203V257H202ZM20 260V259H19ZM166 260H168V261H166ZM57 261V260H56ZM67 261H69V260H67ZM112 261V260H111ZM117 261V260H116ZM222 261H223V263H222ZM5 262V263H4ZM107 262V261H106ZM66 263V262H65ZM117 263V262H116ZM18 264H20V263H18ZM41 264V263H40ZM51 264V263H50ZM68 264V263H67ZM76 264H80V262H76ZM259 264H261V263H259Z\"/></svg>",
	"mask_w": 264,
	"mask_h": 264
}]
</instances>
